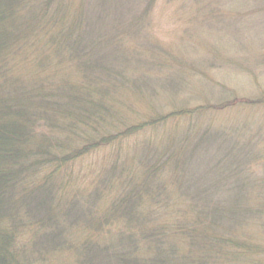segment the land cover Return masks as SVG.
<instances>
[{
  "label": "trees",
  "instance_id": "obj_1",
  "mask_svg": "<svg viewBox=\"0 0 264 264\" xmlns=\"http://www.w3.org/2000/svg\"><path fill=\"white\" fill-rule=\"evenodd\" d=\"M135 1L0 0V264H264V97L156 107Z\"/></svg>",
  "mask_w": 264,
  "mask_h": 264
},
{
  "label": "rangeland",
  "instance_id": "obj_2",
  "mask_svg": "<svg viewBox=\"0 0 264 264\" xmlns=\"http://www.w3.org/2000/svg\"><path fill=\"white\" fill-rule=\"evenodd\" d=\"M146 1L136 0L132 9L142 12ZM261 10L256 0H155L140 29L124 39L137 59L147 61L161 52L158 59L170 65L150 75V85L159 90L153 104L193 109L264 97ZM178 62H188V67ZM144 106L139 105L142 114L149 112ZM207 115L223 126L239 120L246 125L254 121L257 128L264 124V106L228 107Z\"/></svg>",
  "mask_w": 264,
  "mask_h": 264
}]
</instances>
